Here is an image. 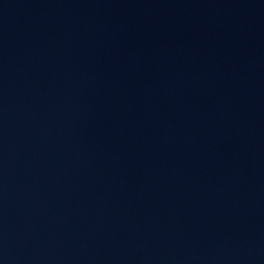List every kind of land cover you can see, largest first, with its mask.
<instances>
[{"label": "water", "instance_id": "water-1", "mask_svg": "<svg viewBox=\"0 0 264 264\" xmlns=\"http://www.w3.org/2000/svg\"><path fill=\"white\" fill-rule=\"evenodd\" d=\"M0 264H264V0H0Z\"/></svg>", "mask_w": 264, "mask_h": 264}]
</instances>
